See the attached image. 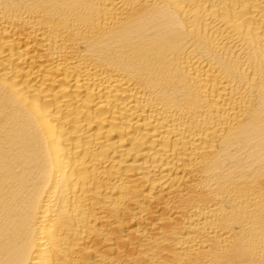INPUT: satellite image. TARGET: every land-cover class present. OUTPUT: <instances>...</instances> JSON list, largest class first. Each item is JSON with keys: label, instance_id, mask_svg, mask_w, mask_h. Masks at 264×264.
<instances>
[{"label": "bare ground", "instance_id": "obj_1", "mask_svg": "<svg viewBox=\"0 0 264 264\" xmlns=\"http://www.w3.org/2000/svg\"><path fill=\"white\" fill-rule=\"evenodd\" d=\"M0 264H264V0H0Z\"/></svg>", "mask_w": 264, "mask_h": 264}]
</instances>
